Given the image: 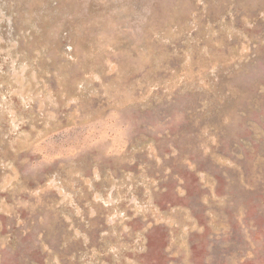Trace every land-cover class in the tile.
<instances>
[{"label":"rangeland","instance_id":"obj_1","mask_svg":"<svg viewBox=\"0 0 264 264\" xmlns=\"http://www.w3.org/2000/svg\"><path fill=\"white\" fill-rule=\"evenodd\" d=\"M0 264H264V0H0Z\"/></svg>","mask_w":264,"mask_h":264}]
</instances>
